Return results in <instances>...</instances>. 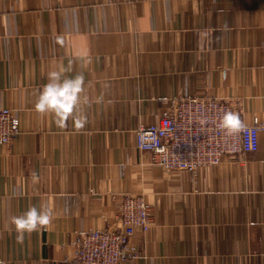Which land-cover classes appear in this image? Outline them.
<instances>
[{"label":"crops","instance_id":"0c3cea01","mask_svg":"<svg viewBox=\"0 0 264 264\" xmlns=\"http://www.w3.org/2000/svg\"><path fill=\"white\" fill-rule=\"evenodd\" d=\"M60 69L84 77L80 127L35 110ZM187 95L264 122V0H0V108L21 127L0 145V264H74L80 234L117 228L128 193L152 215L128 264H264V133L258 150L194 173L136 146L137 128ZM32 206L52 221L17 242L10 218Z\"/></svg>","mask_w":264,"mask_h":264},{"label":"built area","instance_id":"2783aa9c","mask_svg":"<svg viewBox=\"0 0 264 264\" xmlns=\"http://www.w3.org/2000/svg\"><path fill=\"white\" fill-rule=\"evenodd\" d=\"M240 0H213L216 8L233 10ZM239 114L250 131L228 134L218 127L220 116ZM21 132L20 119L9 107L0 108V145H11ZM264 122L257 116L247 122L237 107L214 96L187 95L171 98L170 107L156 124L136 130V146L151 153L153 164L166 170L197 172L220 164L226 155L240 156L258 150ZM117 228L91 229L75 242L74 264H128L137 256L129 244L137 230L151 228V211L143 194H125L118 211Z\"/></svg>","mask_w":264,"mask_h":264},{"label":"clouds","instance_id":"9594fccd","mask_svg":"<svg viewBox=\"0 0 264 264\" xmlns=\"http://www.w3.org/2000/svg\"><path fill=\"white\" fill-rule=\"evenodd\" d=\"M64 72V69H60L48 73V82L39 92L35 110L40 114H53L59 127H65L70 118L80 127L83 125V117L78 114V107L84 90V77L81 74L66 77ZM218 127L228 134L250 131L239 114L232 111H226L220 116ZM51 221V210L43 207L38 209L35 206L28 208L22 215L10 218V223L16 231L17 242L23 241L25 233L46 228Z\"/></svg>","mask_w":264,"mask_h":264}]
</instances>
